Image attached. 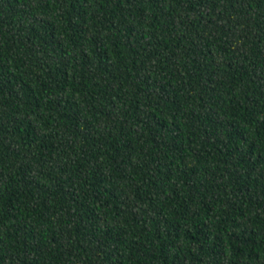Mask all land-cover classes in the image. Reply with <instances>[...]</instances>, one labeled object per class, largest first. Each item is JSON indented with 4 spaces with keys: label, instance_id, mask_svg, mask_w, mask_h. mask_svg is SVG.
Returning <instances> with one entry per match:
<instances>
[{
    "label": "trees",
    "instance_id": "16d2710c",
    "mask_svg": "<svg viewBox=\"0 0 264 264\" xmlns=\"http://www.w3.org/2000/svg\"><path fill=\"white\" fill-rule=\"evenodd\" d=\"M0 264H264V0H0Z\"/></svg>",
    "mask_w": 264,
    "mask_h": 264
}]
</instances>
